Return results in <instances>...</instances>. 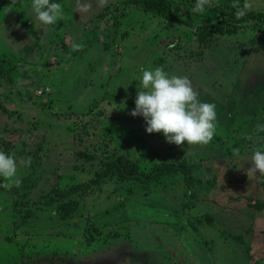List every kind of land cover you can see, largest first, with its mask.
Wrapping results in <instances>:
<instances>
[{
  "label": "rangeland",
  "instance_id": "rangeland-1",
  "mask_svg": "<svg viewBox=\"0 0 264 264\" xmlns=\"http://www.w3.org/2000/svg\"><path fill=\"white\" fill-rule=\"evenodd\" d=\"M124 1L80 14L76 0H60L56 25L39 22L29 0L0 3V151L21 180L0 186V264H264V187L261 173L247 171L264 151V20L205 28L236 17L234 0H212L203 13L192 11L196 0H171L185 23ZM250 2L249 11H264V0ZM156 67L188 77L199 100L215 104L208 144L167 143L129 114L142 71ZM112 152L143 171L195 161L202 182L113 177L73 195L69 216L44 202L54 185L89 179Z\"/></svg>",
  "mask_w": 264,
  "mask_h": 264
},
{
  "label": "clouds",
  "instance_id": "clouds-1",
  "mask_svg": "<svg viewBox=\"0 0 264 264\" xmlns=\"http://www.w3.org/2000/svg\"><path fill=\"white\" fill-rule=\"evenodd\" d=\"M14 2V0H13ZM108 0H76V9L80 14H88L96 7L106 6ZM212 7V0H196L193 12L203 13L205 8ZM250 0H234L231 7L236 9L237 19L244 17L252 8ZM32 11L44 25H56L64 19L60 3L50 0H32ZM11 9H9L10 11ZM73 50H80L81 45L73 44ZM144 90H138L135 108L129 113L132 117H143L146 133H162L166 142L180 146L205 145L212 139L216 131V106L199 100V93L194 90L192 82L186 76H170L161 67L154 70H143L140 80ZM257 131L264 132V124L257 125ZM233 154L239 156V149L234 148ZM20 164L27 167L31 157L22 158ZM248 172L264 174V151L256 150L251 157ZM0 178L8 189L20 187L21 180L17 177V162L12 155L0 151Z\"/></svg>",
  "mask_w": 264,
  "mask_h": 264
},
{
  "label": "trees",
  "instance_id": "trees-1",
  "mask_svg": "<svg viewBox=\"0 0 264 264\" xmlns=\"http://www.w3.org/2000/svg\"><path fill=\"white\" fill-rule=\"evenodd\" d=\"M24 0H0V3L7 2L16 5ZM32 4V0H29ZM50 2L59 3L60 0H50ZM126 4H135L141 6L144 12L158 16L162 19L177 23H185V20L179 17L172 8L171 0H125ZM244 20H264V11H248L247 14L237 19L236 17H220V19L203 23L201 27L212 28L222 27L225 24L241 22ZM231 30V29H230ZM229 31V29L227 30ZM80 156L91 160L95 155L81 150ZM198 164L195 161H186L184 159L168 162L154 163L147 171L140 169L137 160L122 152H112L106 158H99V166L94 170L92 176L86 181L75 182L67 187L54 185L44 194L46 204L58 203L59 212L63 216L71 215L76 204L72 199L75 194H89L98 189L106 180L115 177L119 181L135 180L141 184H149L152 181H158L160 178L168 175L180 173L183 182L188 187H194L202 182L201 177L195 175ZM261 186L264 187V174H261ZM27 186V185H25ZM27 188V187H26ZM27 190H25V194ZM8 238L7 240H9Z\"/></svg>",
  "mask_w": 264,
  "mask_h": 264
}]
</instances>
